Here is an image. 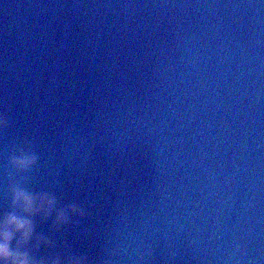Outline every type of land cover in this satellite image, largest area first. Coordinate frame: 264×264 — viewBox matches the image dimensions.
<instances>
[{
	"label": "water",
	"instance_id": "95a60500",
	"mask_svg": "<svg viewBox=\"0 0 264 264\" xmlns=\"http://www.w3.org/2000/svg\"><path fill=\"white\" fill-rule=\"evenodd\" d=\"M13 184L38 262L264 264V0H0Z\"/></svg>",
	"mask_w": 264,
	"mask_h": 264
},
{
	"label": "clouds",
	"instance_id": "9594fccd",
	"mask_svg": "<svg viewBox=\"0 0 264 264\" xmlns=\"http://www.w3.org/2000/svg\"><path fill=\"white\" fill-rule=\"evenodd\" d=\"M36 161V156L31 152L21 151L18 155H13L10 160L11 168L15 172L29 170ZM11 211L0 214V264H45L44 261H36L27 251H21V247L32 237L33 227L30 219L31 214L40 207L47 210L56 208V201L47 194H34L24 187L13 184L9 188ZM79 212L75 205L56 210V219L59 223L66 222L71 214ZM16 239V247L10 246L11 241ZM53 264H83L74 257L67 261L60 259Z\"/></svg>",
	"mask_w": 264,
	"mask_h": 264
}]
</instances>
